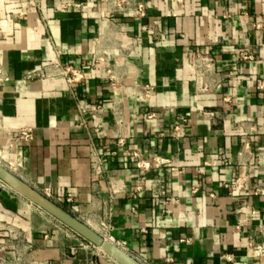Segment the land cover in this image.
<instances>
[{
    "label": "crops",
    "instance_id": "crops-1",
    "mask_svg": "<svg viewBox=\"0 0 264 264\" xmlns=\"http://www.w3.org/2000/svg\"><path fill=\"white\" fill-rule=\"evenodd\" d=\"M29 1L23 15L0 0V162L150 264H264V0H150L142 18L102 0ZM198 48L217 60L205 90ZM59 56L86 78L36 76ZM155 156L170 163L140 167ZM73 243L0 183V264H83Z\"/></svg>",
    "mask_w": 264,
    "mask_h": 264
},
{
    "label": "built area",
    "instance_id": "built-area-1",
    "mask_svg": "<svg viewBox=\"0 0 264 264\" xmlns=\"http://www.w3.org/2000/svg\"><path fill=\"white\" fill-rule=\"evenodd\" d=\"M22 11L21 14H27L31 7V3L29 0H20ZM37 6H39L38 3H36ZM102 5L108 10L107 14L114 15L119 14L123 17H133V18H142L147 15L148 8L150 7V0H102ZM107 55V53H105ZM245 58H252L250 55H245ZM107 60V57L104 56V54L95 53L92 58V66H97L98 64H101L102 62H105ZM192 67L194 69L195 73V80L198 85V87L201 90H205L209 88V79L214 77L217 73V60L215 55L210 49L207 48H198L194 51L193 54V61H192ZM111 69H107L108 77L110 79L113 78L111 74ZM36 76L40 78H50V77H57L62 76L64 77L69 84H75L77 82H80L86 78V75L82 69H80L78 66H75L71 63L65 62L62 60V58L59 56L57 61L46 64L41 66L37 72ZM81 109L91 110L92 112L100 110L101 106H96L93 104H80ZM153 113H150V116H152ZM176 129H179V126H176ZM20 137L23 138H29L32 136L30 129H22L19 134ZM120 144L124 143L123 139L119 140ZM1 146H0V152H1ZM133 156L139 158L138 153H134ZM170 163V159L163 158L160 156H155L149 160H143L139 162V165L144 170H149L151 168H159L165 164ZM92 168L95 173V175H100L104 172V165L102 156L100 155L99 151L95 146L92 148ZM45 195H47L50 199L58 203L59 205L63 206L60 202H57L53 199V196L50 191H41ZM68 202H73L72 197L67 198ZM64 207V206H63ZM66 208V207H65ZM69 211H71L73 214L74 212L72 209L66 208ZM109 226L105 225L104 227V234L103 236H107L109 239L114 241L115 243L119 244L120 246L124 247L121 242L116 240L114 236L111 235V233L108 230ZM75 236V235H74ZM70 252L72 254H77L79 252L78 244L73 243L69 245ZM126 249V248H125ZM253 252L257 256H264V241L257 243L253 246ZM131 253V252H130ZM132 254V253H131ZM135 258H137L139 261H141L144 264H150L146 258L137 256L132 254ZM32 264H51L50 262H37L34 261Z\"/></svg>",
    "mask_w": 264,
    "mask_h": 264
},
{
    "label": "water",
    "instance_id": "water-1",
    "mask_svg": "<svg viewBox=\"0 0 264 264\" xmlns=\"http://www.w3.org/2000/svg\"><path fill=\"white\" fill-rule=\"evenodd\" d=\"M0 180L8 184L16 193L44 210L93 245L101 247L104 253L118 264H144L135 258L127 249L117 243L109 241L87 222L50 199L38 188L1 162Z\"/></svg>",
    "mask_w": 264,
    "mask_h": 264
},
{
    "label": "rangeland",
    "instance_id": "rangeland-1",
    "mask_svg": "<svg viewBox=\"0 0 264 264\" xmlns=\"http://www.w3.org/2000/svg\"><path fill=\"white\" fill-rule=\"evenodd\" d=\"M0 183L3 184L5 187L9 188L1 180ZM60 224L62 223L60 222ZM62 225L65 226L64 224ZM65 228H67L71 233H73L78 238V248L83 260L82 261L83 264H116L114 261L110 259V257H108L102 250H100L99 247L93 245L92 243L84 239L82 236L78 235L76 232H74L67 226H65ZM98 229L102 233H104L102 227L101 228L99 227Z\"/></svg>",
    "mask_w": 264,
    "mask_h": 264
},
{
    "label": "bare ground",
    "instance_id": "bare-ground-1",
    "mask_svg": "<svg viewBox=\"0 0 264 264\" xmlns=\"http://www.w3.org/2000/svg\"><path fill=\"white\" fill-rule=\"evenodd\" d=\"M2 163V162H1ZM11 169V168H10ZM12 170V169H11ZM3 182V181H2ZM5 183V182H4ZM6 184V183H5ZM8 185V184H7ZM9 186V185H8ZM10 187V186H9ZM11 188V187H10ZM32 203V202H31ZM90 225V224H89ZM95 229V228H94ZM97 230V229H96ZM98 231V230H97ZM98 232H100V231H98ZM101 234H104V233H102V232H100ZM109 241H111V242H114V241H112L111 239H109L107 236H105ZM115 243V242H114ZM99 249L100 250H102L103 251V249L101 248V247H99ZM104 252V251H103ZM116 262V261H115Z\"/></svg>",
    "mask_w": 264,
    "mask_h": 264
}]
</instances>
